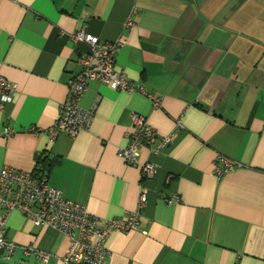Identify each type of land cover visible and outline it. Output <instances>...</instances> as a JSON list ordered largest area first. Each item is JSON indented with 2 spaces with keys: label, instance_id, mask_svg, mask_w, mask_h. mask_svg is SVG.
I'll return each mask as SVG.
<instances>
[{
  "label": "crops",
  "instance_id": "0c3cea01",
  "mask_svg": "<svg viewBox=\"0 0 264 264\" xmlns=\"http://www.w3.org/2000/svg\"><path fill=\"white\" fill-rule=\"evenodd\" d=\"M80 29L124 38L115 69L159 96L160 107L89 80L80 105L95 107L90 129L54 139L30 132L54 122L67 80L81 70L84 47L69 38ZM0 75L17 84L0 105V131L13 129L0 135V169L38 172L47 157L49 183L97 217L136 207L140 169L117 153L132 115L172 134L158 153L139 148L140 164L156 165L143 181L147 201L135 230L110 232L104 264H264V0H0ZM219 154L240 166L217 179ZM5 236L51 253L22 264H63L67 237L17 210Z\"/></svg>",
  "mask_w": 264,
  "mask_h": 264
},
{
  "label": "built area",
  "instance_id": "2783aa9c",
  "mask_svg": "<svg viewBox=\"0 0 264 264\" xmlns=\"http://www.w3.org/2000/svg\"><path fill=\"white\" fill-rule=\"evenodd\" d=\"M128 17L124 27L131 26ZM75 45H82L79 63L81 70L66 82L65 99L59 104L54 122L42 129L30 126L33 133L45 132L51 139L58 134L65 133L74 137L81 130L90 129L95 115V107L83 108L80 100L89 80H98L113 89L126 92H138L146 96L154 108L160 107L161 98L148 92L141 84L126 77L125 72L115 69V54L125 39L117 37L114 40H100L84 29L69 34ZM17 84L0 75V105L12 100ZM176 120L175 129L181 127ZM13 133V129L6 125L1 136ZM127 144L117 151L118 156L127 164L140 169V183L136 207L124 215L111 218H100L92 214L86 205L69 200L62 195L57 187L52 186L47 174H36L14 167L0 169V207L4 212L0 221V261H13L22 264L24 258L32 255L45 263L51 253L39 249L34 244L19 245L5 236L6 219L9 211L17 210L31 222L40 227H52L64 234L68 239V246L62 257L63 264H104L107 250L105 241L110 232L115 229L123 231L135 230L140 222L141 210L147 201V187L143 181L150 179L156 165L152 162L140 164L138 160L139 148L152 146L151 150L158 153L165 148L172 139V134L159 135L148 125L145 116L132 115V131L127 134ZM239 163L223 155H218L214 161L212 175L220 179L224 174L236 169ZM160 199L166 203L180 201L178 194L164 195L159 193ZM19 254L20 257L16 258Z\"/></svg>",
  "mask_w": 264,
  "mask_h": 264
},
{
  "label": "trees",
  "instance_id": "16d2710c",
  "mask_svg": "<svg viewBox=\"0 0 264 264\" xmlns=\"http://www.w3.org/2000/svg\"><path fill=\"white\" fill-rule=\"evenodd\" d=\"M38 172H34L36 174H43L46 173L48 174V167H49V163L47 162V157L40 159V157L38 158ZM1 264H9L8 262H1Z\"/></svg>",
  "mask_w": 264,
  "mask_h": 264
}]
</instances>
